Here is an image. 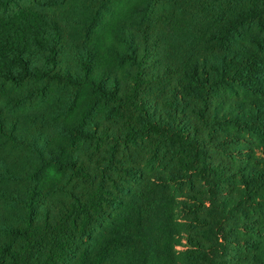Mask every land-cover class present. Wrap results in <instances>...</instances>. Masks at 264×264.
<instances>
[{
  "label": "trees",
  "instance_id": "1",
  "mask_svg": "<svg viewBox=\"0 0 264 264\" xmlns=\"http://www.w3.org/2000/svg\"><path fill=\"white\" fill-rule=\"evenodd\" d=\"M0 264H264V0H0Z\"/></svg>",
  "mask_w": 264,
  "mask_h": 264
}]
</instances>
